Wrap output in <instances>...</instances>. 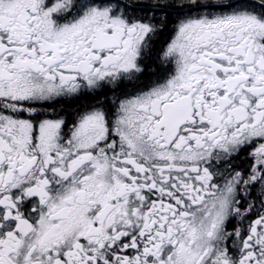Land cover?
<instances>
[{"label":"snow or ice","instance_id":"1","mask_svg":"<svg viewBox=\"0 0 264 264\" xmlns=\"http://www.w3.org/2000/svg\"><path fill=\"white\" fill-rule=\"evenodd\" d=\"M0 264H264V0H0Z\"/></svg>","mask_w":264,"mask_h":264}]
</instances>
